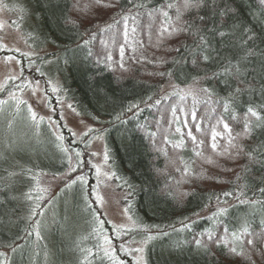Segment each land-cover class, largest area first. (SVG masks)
<instances>
[{
  "label": "trees",
  "instance_id": "trees-1",
  "mask_svg": "<svg viewBox=\"0 0 264 264\" xmlns=\"http://www.w3.org/2000/svg\"><path fill=\"white\" fill-rule=\"evenodd\" d=\"M126 2L134 16L133 24L128 27L133 31L138 27L142 36H147V32L159 35L170 17L178 14L169 10L168 5L176 8L178 4L183 5V0H119L122 6ZM4 3L16 15L17 25L21 23L31 49L47 46L56 49L39 58L41 63L34 67L36 76L44 81L58 78L59 93L79 115L106 119L107 161L115 185L127 196L126 213L135 227L129 237L146 241L145 263L264 264L262 0H202L199 7L181 9L180 28L193 27L189 31L180 30L183 41L172 49V59L137 64L138 68L134 66L137 74L125 77L116 74L114 65H107L105 54L95 53V41L83 39L80 28L74 23L73 0H4ZM164 12L168 17L163 15ZM149 13L161 14L155 25L150 20H143ZM221 32L224 35H220ZM200 36L206 40L202 50L196 48ZM204 55L209 57L207 61L203 59ZM152 77L170 80L179 87L203 80L206 93L219 105L218 115L232 133H237L240 150L233 151L234 158L231 159V169L235 167L236 173L228 181L229 188L221 192L223 195L232 193L223 203L230 204L211 209L216 192L198 183V188L183 190L185 197L181 198L168 189L161 173V151H152L148 139L151 135L149 123L154 121L153 111L159 108L148 106L159 90ZM249 107L262 119L258 121L250 116L247 113ZM245 123L249 124L247 133ZM175 137L171 139L176 141ZM53 151L58 154L55 153L57 161L39 157L42 162L38 165L32 162V166L12 167L7 160H0V264H84L83 261L95 264L94 255H89L88 251L94 235L95 216L90 208H86L83 194L77 190L75 195L84 210V223L89 221L91 225L84 236L70 239L72 245L80 244L81 260L76 262L67 251L65 255L60 251L62 245L58 242L55 225L59 220L46 230L47 237L53 240L52 246H47L48 238L44 241L40 238L37 252L32 247L33 225L39 217L31 212L29 188L24 183H28L35 170L60 173L63 158L57 150ZM182 156L184 164H189L190 154L186 155L183 150ZM29 169L33 172L28 173ZM231 169L228 165L217 175L227 181ZM206 210L209 213L202 215ZM245 227L247 233L243 232ZM248 239L253 240L252 245L247 243ZM197 240L201 241L199 246ZM233 247L239 254L231 252Z\"/></svg>",
  "mask_w": 264,
  "mask_h": 264
},
{
  "label": "rangeland",
  "instance_id": "rangeland-1",
  "mask_svg": "<svg viewBox=\"0 0 264 264\" xmlns=\"http://www.w3.org/2000/svg\"><path fill=\"white\" fill-rule=\"evenodd\" d=\"M262 2L264 4V0ZM128 4L122 6L119 0H73L72 7L74 23L80 28L83 39L95 41V53L105 54L107 65H114L116 74L123 77L137 74L140 63L169 60L172 49L183 41L180 31L161 30L159 35L147 32V36H142L138 27L131 30L128 24H133L134 16ZM180 5L166 7L177 13L179 9L180 16L179 20L178 14L170 17L167 27H181L183 12L180 10L186 9ZM158 15L161 14L149 13L143 20L155 25ZM21 26V23L17 25L16 15L6 8L4 0H0V101L5 102L0 103V160H7L11 166H32V162L38 165L42 162L39 157L56 160L58 154L54 149L63 158L60 173L35 170L27 177L28 183H24L29 188L31 212L39 217L33 225L32 247L37 252L40 238L42 241L48 238L47 246L51 247L53 240L47 237L46 230L59 220L55 225L58 242L62 245L60 251L63 254L67 251L76 262L81 260L80 244L72 245L70 239L84 236L91 225L89 221L84 223V210L75 195L77 190L83 194L86 208L95 216L94 235L92 241H88L91 244L89 255H94L95 264H146V241L129 237L135 227L126 213L127 196L115 185L107 161L106 119L79 115L59 93L58 78L44 81L36 76L34 67L41 63L39 58L56 49L51 46L31 49ZM152 79L159 90L148 106L159 108L153 111V123L149 121L151 135L148 139L152 151H161V156L158 154L163 161L161 173L168 189L185 197L182 191L198 188V183L216 192L211 209L230 204H223L227 196L221 192L229 188L228 181L236 173L235 167L231 169V159L233 151L240 150L237 133L225 131V122L217 113L219 105L203 91V80L179 87L170 80ZM214 133L217 134L215 141ZM173 136L176 141L171 139ZM183 150L191 156V160L187 159L189 164H184ZM238 161L236 164L240 167ZM228 165L231 172L226 181L217 174L224 172ZM29 172L33 171L29 169ZM208 211L202 215H207Z\"/></svg>",
  "mask_w": 264,
  "mask_h": 264
},
{
  "label": "snow or ice",
  "instance_id": "snow-or-ice-1",
  "mask_svg": "<svg viewBox=\"0 0 264 264\" xmlns=\"http://www.w3.org/2000/svg\"><path fill=\"white\" fill-rule=\"evenodd\" d=\"M201 2H202V0H183V7H184L185 9H187V8H192V7H199ZM168 7L171 8V7H173V5H172V4H169ZM163 15H164L165 17H168V13H167V12H164ZM179 19H180V16H179V9H178L177 20H179ZM199 19H200L201 21H203L204 18H203V17H200ZM191 27H193V25H188V26H186V27H183V29H181V28H179V27H177V28H169V27L165 26V27L162 28V31H164V32H176V31H180V30L189 31ZM220 35H224V33L221 32ZM199 39H200V43H198V44L196 45V48L202 50V49H203V46H204L205 43H206V40H205V37H204V36H200ZM203 59H204L205 61H207V60L209 59V57H208L207 55H204V56H203ZM227 70H228V69H225V71H227ZM237 71H238V70H237ZM203 91H207V89H203ZM0 103H5V102L0 101ZM227 110H228V105L225 104V111H227ZM247 113H248L250 116L255 117L258 121L262 119L261 116L258 114V112L255 111L252 107H249V108L247 109ZM33 118H34V117H33ZM223 127H224L225 131H229V132L231 131L230 128H229V125H228L227 123H224V124H223ZM197 130L199 131V127L197 128ZM178 131H179V129H178ZM244 131H245V133H247V132L249 131V124H248V123H245V125H244ZM85 135H86V134H85ZM188 135L191 136V133L189 132ZM216 135H217V134L214 133V135H213V141H215V139H216ZM192 139H193V141L195 142V137H192ZM229 143H231V141H229ZM216 147H217V144L214 142V143L212 144V148L215 150ZM198 154H199V153H198ZM261 191H264V189H261ZM231 194H232V193H224L225 196H228V195H231ZM241 202L243 203V201H241ZM253 203H254V202H253ZM247 231H248V229H247V227H245V228L243 229V232H244V233H247ZM149 239H151V237H149ZM209 239H211V236L209 237ZM236 239L239 240L240 237L237 236ZM247 243H248L249 245H252V244H253V240H252V239H248V240H247ZM196 244L199 246V245L201 244V241L197 240V241H196ZM230 250H231V252H233V253L239 254V253H237V250H236L235 247L231 248Z\"/></svg>",
  "mask_w": 264,
  "mask_h": 264
}]
</instances>
